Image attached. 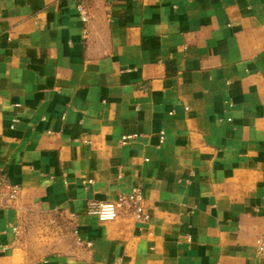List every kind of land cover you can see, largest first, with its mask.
Segmentation results:
<instances>
[{"label": "crops", "instance_id": "crops-1", "mask_svg": "<svg viewBox=\"0 0 264 264\" xmlns=\"http://www.w3.org/2000/svg\"><path fill=\"white\" fill-rule=\"evenodd\" d=\"M0 174V264H264V0H0Z\"/></svg>", "mask_w": 264, "mask_h": 264}, {"label": "built area", "instance_id": "built-area-1", "mask_svg": "<svg viewBox=\"0 0 264 264\" xmlns=\"http://www.w3.org/2000/svg\"><path fill=\"white\" fill-rule=\"evenodd\" d=\"M80 18L83 22L87 16L82 9H78ZM135 136H126L121 139L120 144L132 140ZM162 139V137H161ZM7 186L6 179L3 174H0V188ZM7 199L14 200L18 194V188L15 186L9 187ZM146 199L143 197L139 188L132 190L128 195H121L113 202L99 203L91 202L86 204L84 212L88 217L97 219L99 222H114L120 217L132 218L136 221L146 220L145 214ZM254 257L264 261V235L257 237L253 244Z\"/></svg>", "mask_w": 264, "mask_h": 264}]
</instances>
